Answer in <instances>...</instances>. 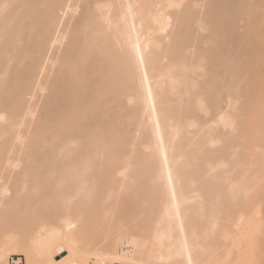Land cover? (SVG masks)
I'll list each match as a JSON object with an SVG mask.
<instances>
[{
  "label": "bare ground",
  "instance_id": "1",
  "mask_svg": "<svg viewBox=\"0 0 264 264\" xmlns=\"http://www.w3.org/2000/svg\"><path fill=\"white\" fill-rule=\"evenodd\" d=\"M0 179V264H264V0H0Z\"/></svg>",
  "mask_w": 264,
  "mask_h": 264
},
{
  "label": "rangeland",
  "instance_id": "2",
  "mask_svg": "<svg viewBox=\"0 0 264 264\" xmlns=\"http://www.w3.org/2000/svg\"><path fill=\"white\" fill-rule=\"evenodd\" d=\"M215 127H222L223 124H221L220 122H214L213 123ZM224 128V127H223ZM225 130L227 129V126L225 127ZM232 159L234 157H231ZM252 160V159H250ZM246 166V165H245ZM21 165L18 167L20 168ZM240 168H242V166H239ZM231 169V166H227L226 168H224V170H226L227 172L224 173L225 176H232V172L229 171ZM7 179H5V183L2 182V180L0 179V182H2L4 185H1V187L5 186V188H1L0 187V192L2 197L0 198V219H4L7 217V215L9 214H15L17 212V214L21 215V221H27L30 216L28 215L29 212V198L27 197V194L25 192H21L18 195H16L15 193V189L14 187H12L13 190H8V184L7 183ZM10 181H8L9 183ZM11 185V183H9ZM9 185V186H10ZM7 186V189H6ZM12 186V185H11ZM10 186V188H11ZM2 189L3 191L5 190V196H3L4 194L2 193ZM7 190V192H6ZM15 192V193H14ZM15 194V197L13 196ZM257 194V190L255 191V189H250L249 191H247V197H254ZM0 195V196H1ZM5 197V198H4ZM14 197V201H11ZM5 200H4V199ZM3 200V201H2ZM256 204V205H255ZM242 217V224L246 225L247 222H253L256 220V215H257V219L261 218L264 220V199H260V201L258 200L256 203V200H254L253 205L247 209L246 211L242 212L241 214ZM7 245V244H6ZM8 247L10 246L9 244L7 245ZM12 255H21L23 256L26 264L28 262L26 254L23 252H19L18 254H12ZM10 258V257H9ZM58 259L62 258V255H58L57 256ZM82 261H85V264H98V259L95 258V256H91L89 259H85ZM80 264H84L82 262H80Z\"/></svg>",
  "mask_w": 264,
  "mask_h": 264
},
{
  "label": "built area",
  "instance_id": "3",
  "mask_svg": "<svg viewBox=\"0 0 264 264\" xmlns=\"http://www.w3.org/2000/svg\"><path fill=\"white\" fill-rule=\"evenodd\" d=\"M8 264H26V262L21 255H11Z\"/></svg>",
  "mask_w": 264,
  "mask_h": 264
}]
</instances>
